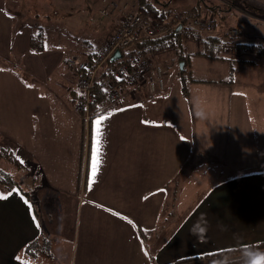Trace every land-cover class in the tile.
I'll return each instance as SVG.
<instances>
[{
    "label": "crops",
    "instance_id": "crops-1",
    "mask_svg": "<svg viewBox=\"0 0 264 264\" xmlns=\"http://www.w3.org/2000/svg\"><path fill=\"white\" fill-rule=\"evenodd\" d=\"M29 1L0 0V60L4 59L10 65L0 62V74L10 77L15 74L12 67L23 66L34 76L37 85V80L46 82V74L55 68L61 58L53 60L44 50L38 54L33 50L40 51L43 45L39 43L36 26H33L34 22L28 14L31 11ZM38 4L42 5L41 2ZM38 10L46 9L40 6ZM114 26L118 25L115 23ZM213 32L214 29L210 34ZM13 58L17 59L16 63L11 61ZM219 81L210 82L218 85ZM227 81L230 80L223 78V83L215 87L234 89L235 81L231 80V84ZM47 88L57 91L51 98L53 101L40 103L38 94L36 107L30 113L17 114L13 104L12 112L4 110L1 114V135L10 143L9 147L6 146L11 150L22 145V160L14 154L24 168L17 169L21 173L19 179L14 176L23 191L7 193L0 189V195L6 197L0 199V264H51L55 260L65 264L67 248L61 235L65 233L68 212L71 209L74 213L77 202L87 204L84 228H87L85 234L89 236L90 250L98 247L93 236L100 235L103 230L110 231L115 225L110 223L108 215L93 208L94 203L104 204L105 208L110 205L117 212L131 211L148 228L160 225L163 204L179 201L178 188L183 186L180 170L196 163L195 136L191 125H186L196 117H193V106L189 111L190 101L183 97L181 88L180 92L172 88L169 95H156L146 87L126 86L122 100L113 106L116 110L96 117L89 124L83 122L75 109L74 101L79 95L78 81L75 89L59 83H51ZM254 90L252 88L251 92ZM231 92L232 98L225 101L221 95V104L214 107L223 109V122L227 124L225 130L223 127L221 130L223 156L226 157L223 165L238 170L242 164L236 162L240 153L246 151L256 153L257 160L263 162L258 157L264 153V126H246L247 122H251L246 117L238 125L234 119L237 116L233 117L230 111L234 106H241L242 100L247 97L235 95L234 90ZM46 96L48 98L49 95ZM250 99L258 101L259 107L264 106V98L258 94H253ZM184 100L187 106H184ZM225 107H228L229 114H226ZM194 108L196 110L195 105ZM263 110L264 107L260 109ZM101 117L105 118L102 124L101 163L93 182L95 121ZM86 126H90L89 131ZM179 129L183 130L182 134ZM197 129H201L199 124L195 133ZM252 162L255 161H249ZM209 165L219 164L212 161ZM228 169L223 168V174ZM44 186L48 187L46 192L42 191ZM218 186H223V189L218 187L207 196L182 225L165 230L161 227L162 236L167 237L161 239L160 264L264 241V203L255 205L247 200L245 204L238 205L230 202L229 206H223V217L216 216L215 212L219 211L213 210L214 200L222 190L223 195L226 194L229 184ZM28 189L29 194L25 193ZM35 202L40 211L35 208ZM218 221L223 223V228ZM236 222H239L238 227ZM114 233L115 230H112ZM53 235L61 236L55 250L51 242ZM169 236L172 237L167 240Z\"/></svg>",
    "mask_w": 264,
    "mask_h": 264
},
{
    "label": "rangeland",
    "instance_id": "rangeland-1",
    "mask_svg": "<svg viewBox=\"0 0 264 264\" xmlns=\"http://www.w3.org/2000/svg\"><path fill=\"white\" fill-rule=\"evenodd\" d=\"M120 1L125 3L128 0L117 2ZM39 2L42 5H39ZM152 3L158 14L166 15L168 21L175 24L169 23L173 29L165 39V47L155 51L154 61L163 68V78L166 84V91L156 95H169L172 88L180 92L181 83L185 82L190 94L189 111L190 106H193V117H196L186 123L187 126L191 125L195 136L193 144L197 148V158L194 165H191L190 168L185 167L179 172L180 183L185 188L183 193L180 191L182 202H188V207L193 208L195 201L204 200L216 186L228 183L226 194L223 195L222 190L219 197L214 200L213 210L219 211L215 212L216 216L223 217V206H229L230 202L241 205L248 200L255 205L263 204L264 153L258 157L259 160L263 159V162L257 160L256 153L250 154V151L240 153L241 156L236 163H240L242 166L238 170H231L230 166L223 165L226 157L223 156V132L221 130L222 127L225 130L227 124L223 122L221 113L223 109L214 106L221 104V95H223V100L228 101L232 94L231 91L234 90L235 95L247 97L242 100L241 106H234L230 111L233 113V117L237 116L234 119L238 125H240L241 119L246 117L251 120L246 123V126L250 124L255 125L254 127L264 126V110L260 111L264 106L259 107L258 101L253 102L250 99L253 94L264 98V54H259L256 51L237 53L224 49L222 52L213 51L215 53V57H213L210 54L211 51L206 50L203 43L200 44L195 40L191 30L184 27L179 34L175 31L179 24V14L189 15L198 11L202 18H208L210 22H214L213 35L221 36L224 43L234 38L237 42L263 43L264 46V18L254 14L257 10L255 8L264 11V0H152ZM29 5L31 7V11L28 12L30 20L34 22L33 26H36L39 43L43 45L42 50L38 51L36 48L33 50L37 54L44 50L53 60L54 58H61V60L54 69L46 74L48 76L46 82L37 80V85L34 82V76L23 66L12 67L15 74L10 77L0 74V120L4 110L12 112L13 104L17 114H28L36 107V95L39 94L38 101L40 103L54 98L57 91L47 88L51 86V83H59L75 89L78 73L72 70L66 59L68 60L73 54L87 59L91 54L101 52L110 39L112 31L116 29L113 25L115 18L102 15L104 10L111 11L105 0H35L34 4L33 0H30ZM40 6L45 7L46 10H38ZM34 7L37 10H32ZM208 9L212 11L209 12ZM235 30L239 31L238 36H234ZM134 47L135 45H132L128 49L131 50ZM206 51L210 55L209 57L198 54ZM16 60L13 58L11 61L16 63ZM0 62L10 66L4 59H1ZM182 64L184 65L182 66ZM223 78L234 80V89L215 87L220 85L210 82L223 80ZM252 88H255L254 92H251ZM41 92L44 94L40 95ZM46 94L49 95L48 98ZM237 96L236 98H239ZM53 100L51 99V101ZM183 104L187 106L185 100ZM183 109L184 107L181 108L182 111ZM227 109L228 107H225L226 114H229ZM113 110L115 111L116 108L103 110L101 114L106 115ZM182 123H185L184 120ZM198 124L201 129H197L195 133ZM86 130L89 131L90 126H86ZM182 131L179 132L182 134ZM0 145L4 147L10 145L1 132ZM12 151L22 160L20 156L22 145L13 148ZM253 160L255 162L249 163ZM212 161L219 165H209ZM7 165V169L11 170V173L19 179L21 173L14 166L5 164V166ZM215 167L217 169L214 170ZM227 167L229 169L226 170V174H223V168ZM222 187L219 190L223 189ZM248 189H252V191H248ZM47 190L46 186L42 188L43 192ZM31 197L34 200V197ZM92 205L103 215H108L110 223H115L114 228L110 231L103 230L100 235L95 234L93 236L94 244L98 247L90 250L89 236L85 234L87 228H84L86 223L84 209L87 204L77 202L74 213L71 209L68 212L64 227L65 233L61 235L62 238H65L64 243L67 248L65 264H155L156 261L159 262L158 264L161 263V239L164 238L161 225L154 224L148 228L145 226L146 223L137 220L131 211L123 213L115 211L116 208L110 205L106 208L104 204L94 203ZM34 206L40 211L37 202ZM149 215L150 213H148ZM142 217H145L144 214ZM182 221L184 220L182 219L179 225H182ZM218 222L223 228V223ZM235 225L238 227L239 222H236ZM137 226L140 228L137 229ZM112 230H115L114 234H112ZM61 236H52L53 250L56 245H59L57 242ZM51 264L63 263L55 260Z\"/></svg>",
    "mask_w": 264,
    "mask_h": 264
},
{
    "label": "built area",
    "instance_id": "built-area-1",
    "mask_svg": "<svg viewBox=\"0 0 264 264\" xmlns=\"http://www.w3.org/2000/svg\"><path fill=\"white\" fill-rule=\"evenodd\" d=\"M117 1L105 0L111 11L104 10L102 15L115 18L118 28L112 31L101 52L87 59L73 54L67 60L72 70L78 73L79 95L75 109L85 124L102 115L103 110L117 105L126 86L146 87L151 94L166 90L163 68L154 61L152 46L143 44L142 39L166 34L170 30L169 24L148 21L142 8L131 0L125 3ZM184 21L185 15L181 14L180 24ZM186 27L193 31L198 41L212 30L210 20L202 17L192 19ZM132 45L135 47L129 50ZM225 46L226 50H234V44L227 43ZM116 51L121 52V57L111 62ZM97 89L104 94V103L100 107H94Z\"/></svg>",
    "mask_w": 264,
    "mask_h": 264
},
{
    "label": "trees",
    "instance_id": "trees-1",
    "mask_svg": "<svg viewBox=\"0 0 264 264\" xmlns=\"http://www.w3.org/2000/svg\"><path fill=\"white\" fill-rule=\"evenodd\" d=\"M132 3H137L143 10L145 18L150 21V20H157L161 23L164 24H174L172 21H168L167 16L164 14H158V11L155 9V5L152 3V0H131ZM250 5V4H249ZM251 6V5H250ZM253 7V6H252ZM255 8V7H253ZM256 12H254L255 15H257L260 18H264V11L260 10L258 8ZM184 14V13H181ZM178 15V26L180 25V15ZM185 15V14H184ZM196 17H201V14L198 11H195L194 13H191L189 15H185V21L182 23L183 28H187L186 24L189 23L192 19ZM116 23V21H113V25ZM177 24V23H176ZM118 25V24H117ZM175 25V24H174ZM212 29H214L215 24L212 21L211 22ZM177 26V28H178ZM118 28V26H115ZM171 27V26H170ZM176 28V30H177ZM173 29V26L170 28V30L162 35L158 36L157 38L153 39H147L143 38L142 43L143 44H150L152 46V50L155 54L156 49L158 48H164L166 44V37L168 33ZM181 29V30H182ZM189 29V28H188ZM180 30V31H181ZM191 30V29H189ZM180 31L177 33L179 34ZM192 31V30H191ZM193 32V31H192ZM194 34V33H193ZM239 31L234 35L238 36ZM195 37V35H194ZM196 40V38H195ZM200 44L203 43L204 47L206 50H210V54L215 57V53L213 51H223L226 48L227 43L234 44V52L241 53L243 51L246 52H258L259 54H264V46L262 45L263 43H244V42H237L234 38L230 39L226 43L223 42V38L221 36H215L211 35L210 32L206 33L204 38L201 41L196 40ZM208 52L206 51L205 53H198V54H203L207 57L210 55L207 54ZM96 54H91L89 58H93ZM184 61V60H183ZM198 81V80H194ZM223 83V80L218 82ZM227 84L233 83V81H227ZM181 92L183 97L187 100V102L190 101V94L188 92V88L184 83H181ZM76 101V100H75ZM74 101V104H75ZM104 103V94L103 91L98 90L96 92L95 100H94V107H100ZM189 104V103H188ZM83 119V117H82ZM83 122L84 119H83ZM5 164H10L13 165L16 169L21 170L24 168V165L20 160L17 158V156L14 154V152L7 147H4L0 145V189L3 190V192L9 193L11 191H23L21 190V184L16 178L14 177L13 173L10 172L9 169L6 168ZM220 186H216L211 192L207 194L209 196L214 190H216ZM179 194L180 191L181 193L184 192L185 188L184 186H180L179 188ZM29 190H26L25 193H28ZM29 194V193H28ZM206 196V197H207ZM205 197V196H204ZM205 197V199H206ZM204 199V200H205ZM178 202L171 203V204H163L162 206V212H163V219L160 221V225L163 230L166 228L173 227L176 228L177 225H179L180 221L183 219L186 221L191 214L202 204V201L198 202L199 200L195 201L193 204V208L188 207V202H182V199L179 197ZM198 202V203H197ZM176 220V221H175ZM182 221V223L184 222ZM175 222H178L176 225ZM164 238L167 237V235L163 236ZM172 236H169L167 240H169ZM248 250H252L255 252H262L264 253V241H258L250 244H245L229 249H222V250H217L213 252H207L199 255H194L191 257H186V258H180L172 262L171 264H246L247 262V252Z\"/></svg>",
    "mask_w": 264,
    "mask_h": 264
},
{
    "label": "snow or ice",
    "instance_id": "snow-or-ice-1",
    "mask_svg": "<svg viewBox=\"0 0 264 264\" xmlns=\"http://www.w3.org/2000/svg\"><path fill=\"white\" fill-rule=\"evenodd\" d=\"M29 87H31V85H29ZM104 119H105L104 117H101L95 121V148L92 154V172H91L93 182L95 181V177L99 171V166L101 163L100 154H101V143H102V124ZM5 198L6 197H4L3 195H0V199H5Z\"/></svg>",
    "mask_w": 264,
    "mask_h": 264
},
{
    "label": "clouds",
    "instance_id": "clouds-1",
    "mask_svg": "<svg viewBox=\"0 0 264 264\" xmlns=\"http://www.w3.org/2000/svg\"><path fill=\"white\" fill-rule=\"evenodd\" d=\"M201 232H203V229H201ZM247 257L248 259L246 264H264V253L262 252H255L252 250H248Z\"/></svg>",
    "mask_w": 264,
    "mask_h": 264
},
{
    "label": "water",
    "instance_id": "water-1",
    "mask_svg": "<svg viewBox=\"0 0 264 264\" xmlns=\"http://www.w3.org/2000/svg\"><path fill=\"white\" fill-rule=\"evenodd\" d=\"M183 28V25L180 24L176 30V32L178 33L181 29ZM121 57V52L120 51H116L115 54L111 57V62H114L115 60L119 59ZM184 64H182L183 66Z\"/></svg>",
    "mask_w": 264,
    "mask_h": 264
}]
</instances>
